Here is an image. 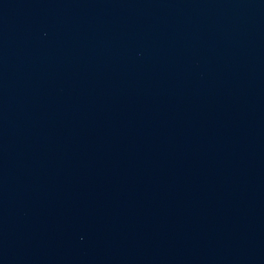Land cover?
<instances>
[{"label":"water","instance_id":"obj_1","mask_svg":"<svg viewBox=\"0 0 264 264\" xmlns=\"http://www.w3.org/2000/svg\"><path fill=\"white\" fill-rule=\"evenodd\" d=\"M0 264H264V0H0Z\"/></svg>","mask_w":264,"mask_h":264}]
</instances>
